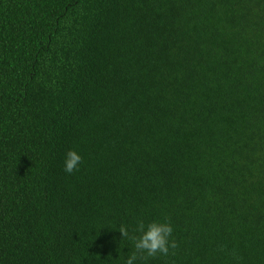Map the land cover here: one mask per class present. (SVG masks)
<instances>
[{"label":"trees","instance_id":"trees-1","mask_svg":"<svg viewBox=\"0 0 264 264\" xmlns=\"http://www.w3.org/2000/svg\"><path fill=\"white\" fill-rule=\"evenodd\" d=\"M140 221L178 247L134 264H264V0H0V264Z\"/></svg>","mask_w":264,"mask_h":264},{"label":"clouds","instance_id":"clouds-1","mask_svg":"<svg viewBox=\"0 0 264 264\" xmlns=\"http://www.w3.org/2000/svg\"><path fill=\"white\" fill-rule=\"evenodd\" d=\"M82 162L81 156L74 150L66 153L64 161V171L68 174L79 169ZM118 231L122 239L128 238L133 241L135 251L125 261V264H134L137 259L155 258L159 255H168L170 249L178 247L176 241L172 239L173 228L169 222H151L145 226L140 221L134 229L139 235H130L125 226H120Z\"/></svg>","mask_w":264,"mask_h":264}]
</instances>
